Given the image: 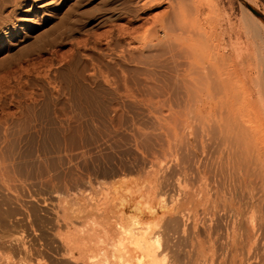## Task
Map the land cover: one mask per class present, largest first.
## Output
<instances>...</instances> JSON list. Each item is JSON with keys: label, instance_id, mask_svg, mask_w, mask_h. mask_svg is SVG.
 I'll use <instances>...</instances> for the list:
<instances>
[{"label": "rangeland", "instance_id": "obj_1", "mask_svg": "<svg viewBox=\"0 0 264 264\" xmlns=\"http://www.w3.org/2000/svg\"><path fill=\"white\" fill-rule=\"evenodd\" d=\"M114 216L264 264V0H0V264L101 262Z\"/></svg>", "mask_w": 264, "mask_h": 264}, {"label": "bare ground", "instance_id": "obj_2", "mask_svg": "<svg viewBox=\"0 0 264 264\" xmlns=\"http://www.w3.org/2000/svg\"><path fill=\"white\" fill-rule=\"evenodd\" d=\"M221 57L224 58V56L222 55ZM220 57V59H221ZM228 57V56H227ZM222 58V59H223ZM230 57H228L226 60L223 59L225 62L228 61V64H230V66H236L238 67L237 65L239 64V57L238 55H235V57L232 59H230L231 61H229ZM223 60H220V62H222L221 64L223 65L224 61ZM197 62V61H196ZM220 64V63H218ZM226 65V64H225ZM200 66V65H199ZM218 67V66H217ZM223 67V66H222ZM226 67V66H225ZM200 68V67H199ZM202 68V67H201ZM205 68V66L203 67ZM202 68V69H203ZM229 68V67H228ZM208 70V68H205ZM233 69H236L233 67ZM222 70V69H221ZM224 70V69H223ZM205 71V70H204ZM223 72V71H222ZM198 74V73H197ZM201 74V73H200ZM206 74H207V71H206ZM211 75V74H210ZM234 76V75H233ZM201 77V76H200ZM220 78V77H219ZM224 84V83H223ZM146 202V201H145ZM87 205V204H86ZM89 205V204H88ZM148 205V206H147ZM146 206V207H145ZM145 206H142L139 205L137 202L133 204L132 207H134L133 209L134 210H138L140 211L142 209V207L144 208L145 211H141L138 212L140 214H138L139 216L142 214V217L144 216H147V218L151 217V219L153 217H156V215L158 214V210L160 212V210L163 209V200L161 199H156L155 197H152V198H148L147 202L145 203ZM86 207V206H85ZM131 207V206H130ZM141 207V208H140ZM88 208V206H87ZM146 208V209H145ZM86 209V208H84ZM132 209V208H131ZM110 210V209H109ZM133 210V211H134ZM82 211V210H81ZM80 211V212H81ZM93 211V209L90 207L89 209V212L91 213ZM111 211V210H110ZM131 211V210H130ZM86 212V210H85ZM88 212V213H89ZM113 211H111L110 213H112ZM97 213V212H96ZM109 213V212H107ZM94 215V214H93ZM144 215V216H143ZM159 215V214H158ZM117 216V214H116ZM122 216V215H120ZM119 216V217H120ZM139 216L137 217H133V218H130V219H125L126 217L124 218H120L121 220H118L117 218L118 217H115V221L116 222H110L108 220V218H105V222L107 224V228L106 230H103L105 231L104 234H110V232L112 233L114 231V233H119V239L116 240V244L113 245L114 246V254H112L111 252V256H107V258L109 257L110 259H107L106 257H103L102 256V259H101V262H99L98 259L101 258V254H100V257L99 256H90L87 259L83 260V259H79L83 264H166L165 263V256L162 255V251L160 249V247L162 248V246H160V241H159V238L158 236H152L151 235V231H150V226H148V224L146 226H144L145 224L143 223V221H141L140 218H138ZM83 217V216H82ZM114 217H113V220H114ZM158 217V216H157ZM156 217V218H157ZM147 220V219H145ZM158 220V219H157ZM103 221V220H102ZM100 222V221H99ZM118 222V223H117ZM102 223V222H101ZM151 223V222H150ZM144 224V225H143ZM105 226V225H104ZM103 225H101V228L104 227ZM152 226V225H151ZM117 227V228H116ZM154 226H152L153 228ZM118 229V230H117ZM116 230V232H115ZM95 231V230H94ZM102 231V232H103ZM100 231V234L102 233ZM92 234H95V233H92ZM93 236V235H92ZM102 236V234H101ZM110 236H112L110 234ZM105 237V236H103ZM116 235H113V238H115ZM106 238V237H105ZM118 238V236H117ZM102 239V238H101ZM108 239V237H107ZM112 239V238H110ZM108 239V240H110ZM116 239V238H115ZM104 240V239H103ZM106 240V239H105ZM103 242V241H102ZM99 244V242H98ZM102 244V243H101ZM78 245V244H77ZM112 245V244H111ZM75 246V245H74ZM77 247V246H76ZM80 247V245L78 246ZM78 249L79 253L82 255L83 252H82V249ZM84 247V246H83ZM112 248V251H113V247ZM81 250V251H80ZM163 250V249H162ZM67 252V251H66ZM99 254V253H98ZM83 256H81L80 258H82ZM86 257V256H85ZM88 257V256H87ZM86 257V258H87ZM96 257L98 258L96 261L93 260V258L96 259ZM75 261L78 262V260L76 259Z\"/></svg>", "mask_w": 264, "mask_h": 264}]
</instances>
